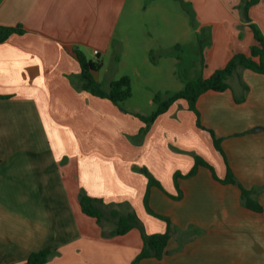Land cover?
Returning a JSON list of instances; mask_svg holds the SVG:
<instances>
[{
	"label": "crops",
	"instance_id": "0c3cea01",
	"mask_svg": "<svg viewBox=\"0 0 264 264\" xmlns=\"http://www.w3.org/2000/svg\"><path fill=\"white\" fill-rule=\"evenodd\" d=\"M182 1L195 11L196 31L206 33L201 77L225 68L237 53H250L255 40L238 8L242 0ZM139 3L0 0V25L25 30L0 43V96L8 97L0 99V264H24L45 249L53 252L47 264H119L120 259L132 264L143 247L140 231L104 238L97 221L83 213L80 194L123 214L137 213L149 234L165 233L167 225L156 224L145 207L143 168L165 190L151 188L152 210L168 214L179 229L194 226L199 236L182 249L172 237L162 260L140 264H264V74L239 68L230 89L208 91L197 101L201 124L223 139L228 164L216 149L210 153L213 162L207 157L206 145L215 148L211 135L199 127L186 101L171 106L143 135L145 123L129 109L82 89L75 50L102 60L96 79L107 89L118 78L103 77L102 57L116 36L122 37L120 61L137 71L180 63L184 53L171 49L183 51L185 42L166 36L160 46L139 34L136 39ZM249 16L264 35V0ZM157 46L164 59L153 58ZM197 156L214 163L221 179L229 166L244 187L254 190L263 212L246 208L241 190L217 181L204 166L195 176L179 179L183 197L173 199L175 173H190ZM94 243L108 245V251L95 257Z\"/></svg>",
	"mask_w": 264,
	"mask_h": 264
},
{
	"label": "trees",
	"instance_id": "16d2710c",
	"mask_svg": "<svg viewBox=\"0 0 264 264\" xmlns=\"http://www.w3.org/2000/svg\"><path fill=\"white\" fill-rule=\"evenodd\" d=\"M180 1L184 3V1ZM259 2L260 0H242V3L238 6L242 11L245 22L249 24L254 35L255 44L251 47L250 53L235 54L225 68L216 71L209 78L200 77L186 82L185 87L180 91H166L165 93L158 92L153 99L157 107L150 115L144 116L134 113L136 117L145 123V128L142 129L141 134H146L152 124L161 115L165 114L171 106L180 100H184L188 103L190 111L194 112L198 117L199 127L205 129L201 124L200 114L197 110V101L202 94L208 91L224 92L230 89L231 86L229 80L235 75L239 68L248 69L258 74H264V35L257 25L252 22L249 16V10L251 7L257 5ZM24 33L25 30H23L21 26L9 27L0 25V43L7 41L14 34L22 35ZM201 49V57H203L204 50L203 48ZM74 53L81 67L83 90L91 93L95 97L108 99L118 106H122L132 97V84L129 76H123L118 80L112 81L109 88L105 89L96 79V73L103 67L102 60L99 57L94 60L88 59L79 49H76ZM201 63L204 65V60H201ZM6 98L8 97L0 96V99ZM240 101L241 100L237 99V102ZM205 130L210 133L215 149L221 153L228 164L222 147L223 139L219 138L213 130ZM200 166L209 168L212 171L214 178L222 184L237 186L241 190L242 203L246 208L257 213L263 212L262 205L253 198L254 190H249L244 187L233 174L229 166L226 177L221 179L217 176L214 168L199 156L196 157L195 167L190 173L187 175H183L180 172L175 173L174 180L178 189V195H171L173 199L180 200L183 197V194L179 189L178 180L182 177L190 178L195 176ZM141 171L148 178L145 207L150 214L167 222L168 227L165 233L149 234L137 213L131 212L123 214L118 209L113 208V205H107L101 199L90 197L84 191L80 194V205L83 213L97 221V224L102 228V235L104 238L108 239L116 236H124L133 229H138L140 231L143 239V247L133 260L132 264H140L141 261L146 259L162 260L168 254V246L172 238L171 219L155 213L150 206L151 188L156 186L163 192H165V190L160 182L150 174L146 168H143ZM107 225L110 226L111 229L108 230ZM52 256V251L47 249L40 250L33 252L24 264H47Z\"/></svg>",
	"mask_w": 264,
	"mask_h": 264
},
{
	"label": "rangeland",
	"instance_id": "374dc122",
	"mask_svg": "<svg viewBox=\"0 0 264 264\" xmlns=\"http://www.w3.org/2000/svg\"><path fill=\"white\" fill-rule=\"evenodd\" d=\"M135 16L136 19L139 20L136 25L137 40L139 38L150 39L151 43L154 42V44H159L161 46L163 37L168 36L173 37L174 41L186 43L183 51L176 50V47L171 49V53H184L183 56L179 57V64H165V62H163L161 63L162 67H159L157 71L144 66H142V70L139 69L140 71H137L138 69L136 70L131 67L129 63L124 61L121 62L119 58L118 45V39H121V36L120 38H118V36L115 37L116 40L113 42V46L111 47L109 53L106 57H102L105 63V67L102 72L103 77H116L118 79L124 75H129L131 77L133 93L132 98L119 107L121 109L124 107L127 110L129 109L133 116H135L133 113L150 115L157 107L156 104L151 102V100L154 99L158 92L165 93L166 91L175 92L181 90L185 87L188 80H194L201 77V48H203L206 43L204 41L206 39V33H204L205 31H196L199 24H197L195 11L191 6V3H182L180 0H140V3L136 8ZM121 26H123V24ZM209 30H211V28H209ZM138 34L142 36L138 38ZM198 41L200 42L198 43ZM155 49V51H157L159 46ZM155 57L159 60L161 58L160 52L157 51L153 58ZM161 59H164V57ZM141 61L142 59L139 57L138 66L141 65ZM205 150L207 157H209V159L213 162V158L210 153L214 154L215 148H213L212 151L211 149L209 150L206 145ZM213 164L210 165L214 168L215 165L213 166ZM162 216L167 217L168 214ZM154 220L156 224L164 222L168 225L166 221H163L158 217L154 216ZM141 221L143 222L142 219ZM151 226L157 227L156 225ZM194 228V226L193 228L189 227V229L185 231L175 227L172 222V237L173 240L177 242L178 249H182L185 245L193 242L195 237L199 236V234L195 232ZM107 229L109 230L110 227L107 226ZM107 247L108 245L94 243L93 249L95 257L99 256L98 253H102L104 255L105 252L108 251ZM119 261V264H121V259ZM95 264L100 263L95 261ZM104 264L107 263L105 262ZM116 264H118V262Z\"/></svg>",
	"mask_w": 264,
	"mask_h": 264
},
{
	"label": "built area",
	"instance_id": "2783aa9c",
	"mask_svg": "<svg viewBox=\"0 0 264 264\" xmlns=\"http://www.w3.org/2000/svg\"><path fill=\"white\" fill-rule=\"evenodd\" d=\"M95 54H98V52H97V51H95Z\"/></svg>",
	"mask_w": 264,
	"mask_h": 264
},
{
	"label": "water",
	"instance_id": "95a60500",
	"mask_svg": "<svg viewBox=\"0 0 264 264\" xmlns=\"http://www.w3.org/2000/svg\"><path fill=\"white\" fill-rule=\"evenodd\" d=\"M262 128H259V130H261ZM255 131H258V130H255Z\"/></svg>",
	"mask_w": 264,
	"mask_h": 264
}]
</instances>
